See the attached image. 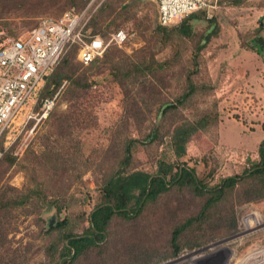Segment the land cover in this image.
Wrapping results in <instances>:
<instances>
[{
    "label": "rangeland",
    "instance_id": "374dc122",
    "mask_svg": "<svg viewBox=\"0 0 264 264\" xmlns=\"http://www.w3.org/2000/svg\"><path fill=\"white\" fill-rule=\"evenodd\" d=\"M90 3L0 0V29L14 37L43 19L86 10L85 31L108 44L87 66L70 47L31 114L27 109L0 138V264L61 262L64 236L87 233L90 214L104 201L103 185L118 169L155 174L163 161L174 174L185 163L212 189L260 161L264 97L256 85L264 89V79L258 82L264 68L241 52L263 38L264 0H209L207 10L166 27L159 26L150 0ZM118 30L125 40L109 43ZM156 64L164 66L155 71ZM45 98H54V105L41 118ZM204 116H213L211 124L194 133L186 153L176 158L170 147L174 127ZM127 141L132 146L125 166ZM245 186L204 209L206 194L196 195L191 184H173L132 217L114 215L104 240L72 264H208L191 252L231 241L244 211L264 213V199L238 198ZM232 216L235 228L229 230ZM56 223L65 224L54 228Z\"/></svg>",
    "mask_w": 264,
    "mask_h": 264
},
{
    "label": "built area",
    "instance_id": "2783aa9c",
    "mask_svg": "<svg viewBox=\"0 0 264 264\" xmlns=\"http://www.w3.org/2000/svg\"><path fill=\"white\" fill-rule=\"evenodd\" d=\"M150 1L157 7L158 24L163 27L210 7L209 0ZM86 12L70 10L58 19H43L17 37L0 29V138L25 116L27 109L31 114L47 77L70 47H76L77 60L83 66L105 52L108 44L84 29ZM124 40V32L118 30L111 34L109 43L120 45ZM53 105L54 98L40 102L41 118ZM191 253H201L197 259L208 264H264V213L244 211L231 241L210 243Z\"/></svg>",
    "mask_w": 264,
    "mask_h": 264
},
{
    "label": "trees",
    "instance_id": "16d2710c",
    "mask_svg": "<svg viewBox=\"0 0 264 264\" xmlns=\"http://www.w3.org/2000/svg\"><path fill=\"white\" fill-rule=\"evenodd\" d=\"M232 4L237 3L232 1ZM7 34L12 36L10 33ZM255 42L264 45V40L261 37L256 38ZM96 60H98V58L90 64H93ZM163 66L164 64H156L155 71L162 69ZM48 80L49 78L47 77L46 81ZM57 80L61 81L62 77L57 76ZM192 89L193 88H190L189 95L192 93ZM179 104H181V102H179ZM170 107L176 108V105H171L169 108ZM212 119L213 116L211 119L210 116H204L196 122L187 121L175 126L171 134L170 142L173 155L176 158L182 157L186 153L185 146L190 137L198 130H202L211 124ZM131 146V141H127L124 145L125 156L123 158V165L125 166H127L130 159ZM158 164V170L155 174L144 171L127 172L124 169H118L114 175L108 178L103 185L104 201L90 214V226L87 233L84 235H65L66 243L63 244L60 252L62 261L56 264H72L75 258L80 255L84 249L89 246H95L104 240L105 227L114 215L132 217L141 211L145 203L155 200L160 194L168 191L173 184H191L196 195L201 196L206 194L208 198L204 209L212 204L221 202L229 192L235 190L237 185H244L245 183H247V186L242 187L238 194V198L241 199V201L248 203L264 199V142L260 148L259 163L253 164L241 175L230 176L223 179L217 187L212 189H206L195 177V171L187 167L185 163L177 166V170L174 174H171L173 170L171 164H166L163 161H159ZM167 177H169L168 181ZM248 181L250 182L248 183ZM24 202V200H21L14 204L17 206ZM230 218L232 224L226 227L232 230L235 228V223L233 216ZM64 224L65 223H56L54 228H59ZM178 232L179 230L176 229L172 237L173 242L176 241ZM178 251V247L174 246L173 256L178 254Z\"/></svg>",
    "mask_w": 264,
    "mask_h": 264
},
{
    "label": "crops",
    "instance_id": "0c3cea01",
    "mask_svg": "<svg viewBox=\"0 0 264 264\" xmlns=\"http://www.w3.org/2000/svg\"><path fill=\"white\" fill-rule=\"evenodd\" d=\"M259 23H260V25H259L260 28L264 29V18H263V20H260ZM263 40H264V35H263ZM251 47L252 48H250L251 50H249V51H242L241 56H243V55L245 56V57H243V59H245L246 56H249V55H252L253 58H258L261 67L264 68V45H261V44L254 42V44H252ZM249 53H252V54H249ZM247 67L249 68V66H247ZM238 77H241V76H238ZM263 79H264V76H261V78L258 79V82L259 81L261 82ZM256 87L258 89V95L264 97V89L258 87L257 85H256Z\"/></svg>",
    "mask_w": 264,
    "mask_h": 264
}]
</instances>
